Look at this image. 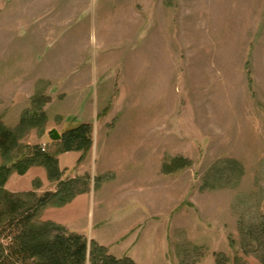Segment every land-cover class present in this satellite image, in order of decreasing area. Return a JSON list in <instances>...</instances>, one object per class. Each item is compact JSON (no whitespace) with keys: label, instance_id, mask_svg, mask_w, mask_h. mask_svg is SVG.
Segmentation results:
<instances>
[{"label":"rangeland","instance_id":"obj_1","mask_svg":"<svg viewBox=\"0 0 264 264\" xmlns=\"http://www.w3.org/2000/svg\"><path fill=\"white\" fill-rule=\"evenodd\" d=\"M248 20L255 31H242ZM212 23L217 27L207 32ZM48 59L105 62L106 77L128 88L125 98L107 103L114 113L97 138V175L90 162L63 174L64 180L83 178L80 190L93 174L97 191L88 207L94 218L78 224L106 243L126 238L114 244L119 254L138 240L140 264H261L247 231L264 224V0H0V66L6 73L0 77V114L19 104L27 106L23 117L45 104L62 135L66 120L55 116L58 95L53 102L45 96L29 101L20 74L26 64ZM20 94L25 100H15ZM22 108L8 114L17 116ZM41 127L26 131L20 144L46 145V153L56 155L61 145L44 141ZM159 128L175 142L166 161L183 155L187 163L174 170L167 214L169 181L152 155L158 149L149 145ZM106 169L117 174L101 176ZM11 177L6 188L15 194L40 198L58 186L48 173L45 186L37 179L30 185V176L21 179L16 172ZM56 209H40L37 219L55 220ZM152 216L159 222L146 220ZM84 236L93 241L90 232ZM0 244H10L7 231Z\"/></svg>","mask_w":264,"mask_h":264},{"label":"trees","instance_id":"obj_2","mask_svg":"<svg viewBox=\"0 0 264 264\" xmlns=\"http://www.w3.org/2000/svg\"><path fill=\"white\" fill-rule=\"evenodd\" d=\"M45 122L46 114L40 110L24 115L16 130L0 123V154L4 162L0 166V233L7 231L10 239L8 246L0 244V264H136L129 257L118 259L110 255L95 241H89L84 235L56 222L37 219L40 209L64 207L89 189V183L85 182L86 187L78 189L83 178L62 180L56 155L20 144L26 131L43 126ZM57 143L61 145L59 153L74 151L87 154L94 144L93 128L78 125L68 129ZM185 161L177 159L173 166L178 165L165 167V172L185 167ZM35 166L44 167L50 181L58 182L54 193L48 192L37 198L34 192L21 195L7 190L6 185L13 172L25 176ZM247 235L260 252V263L264 264V224L252 227Z\"/></svg>","mask_w":264,"mask_h":264},{"label":"crops","instance_id":"obj_3","mask_svg":"<svg viewBox=\"0 0 264 264\" xmlns=\"http://www.w3.org/2000/svg\"><path fill=\"white\" fill-rule=\"evenodd\" d=\"M251 23H252L251 20H248L247 25L243 27L244 29L242 31L244 32L255 31L254 29L251 28ZM213 24L215 23H212V26L211 25L207 26L206 28L207 32L210 31L211 27L212 29L217 27V25H213ZM227 27H231V26L227 25ZM227 30L230 32H240L239 29H237L236 31V29L230 30V28H227ZM77 32H83V31L80 29L77 30ZM95 32H97V30H95ZM91 63L92 62H83L82 64L81 63L70 64L65 62L50 63L48 59L45 62H39V64L34 66L33 64H26L24 66V71L20 72V74L23 73L22 75H24V76L20 75V78L22 76L21 79L23 80V83L27 85L26 88L29 87L28 90L26 89V93L28 91L29 101H31L32 98L34 100L35 97H37L35 98L36 101H41L42 100L41 97L45 96L50 98V100L52 99L53 102L54 96L58 95L57 100L60 103L59 105H57L58 108L55 116L65 118L66 120L65 123L61 126V133L62 130H64L63 132H65L68 129L74 128L78 125H89L93 128L94 144L91 150L87 154H84L82 152H62L56 154L57 159L59 161L60 171L62 173V180H64L63 177L67 172L74 170L75 165L77 163H81V165H84L85 162H90V163L95 162V158L97 157V150H98L97 138L100 137L101 128H102V132H106L105 127L107 129L108 122L111 120L110 118L114 113L112 109L109 110V106H108L109 104L107 103L120 100L121 98H125V96H127L128 94V88L125 83L106 77L107 72L105 71L108 69V66L105 64V62L101 64L94 62H93L94 64ZM12 67L13 66L8 65L6 66V69H11ZM33 67H35L34 69H36V71L33 70ZM3 68L4 67L0 66V77L5 76L6 74L2 70ZM11 74L12 73H10V75ZM16 74H17L16 72L13 73L12 77H16ZM42 83L50 84L51 89L48 92L46 90L44 91V86L42 85ZM55 89H57V92H54ZM40 90L44 92V94L42 93L40 94L39 93ZM14 98L15 100H19V101L22 99L25 100L24 96L21 94L15 96ZM68 99H72V102L67 106V110H62L60 106ZM87 102H93V105L90 103L88 104ZM106 104L107 106L105 107ZM38 107L44 108L43 112L46 114V118H47V121L41 127V129L46 133L42 139L50 143L47 134L49 131L53 130L54 128L58 129V127H54V121L52 119V116L48 113L45 104L39 105ZM16 108L20 109L22 107H20L19 104H13L11 107L12 110ZM26 108L27 106H24L20 110V112L16 113L17 116L8 114L11 113V109L9 108L10 111H7L8 113H4V115L2 113L0 114V122H2L9 129L20 126L22 111L25 110ZM13 117H16V120L13 119ZM99 117H101L100 122L97 121ZM69 118H72L73 122L68 124L67 119ZM12 119L14 120V124H13L14 126L11 125ZM34 129H38V128H32L31 130ZM149 145L150 148L153 146L155 149L156 148L158 149V151H156V156H155V152L152 155L154 158L157 157L155 158V161H157L160 175L169 181L168 185L166 186V191H167L166 205L168 206V208L164 209V214H167V212H169L170 210L169 209L170 202L173 196L172 195L173 192H171V186L173 185L174 191L176 190V182L173 178L176 172L173 171L166 173L165 167L166 166L170 167L177 159H186V158L182 155L179 156L182 158L173 157L171 159V162L170 160L166 161L167 157H171L170 151L171 149L174 148L175 142L171 140H166L165 132L162 131V129L160 128L158 130L156 137L154 138V141ZM166 150L169 151L168 156L164 155L166 153ZM1 165L2 164L0 162V166ZM94 166L96 167L95 163ZM97 170L98 168L96 167L95 168L96 175H97ZM115 173L117 174L115 170L106 169L102 171L101 176L107 174H115ZM28 176H30V178L27 182L30 185H32V181L37 179L41 181V184H43V186H45L48 180L46 170L41 167H33L28 172V175L26 174V176L20 178L25 179ZM11 178L12 177L10 176L7 186H10ZM71 178H74V176L73 177L71 176ZM92 178H93V174L91 173L89 189L77 195L73 199V201L67 204L66 206L57 208L55 211L56 219L51 221L66 227L70 231H74L82 235H84L86 232H90L92 234L93 241H95L100 246L106 248L109 251V253L112 254L113 256L119 259H122L124 257H129L136 264H140L136 258V251H135V248L139 243L138 240H135L132 244H130V246L126 251L119 254L118 253L119 251L117 249L119 246L115 247L114 244L118 242L121 243L122 240L124 241L126 238L121 239V241H115V243H106L104 240L97 237L93 230L90 231L87 224L84 225L78 224L80 220L81 221L87 220L88 217L89 219L94 218L91 217V212H89V207H88L93 197L95 198L97 191L96 187L92 184ZM19 185H21V183ZM146 220L151 222L154 221L159 222V220L154 218L153 216L147 218ZM165 221H167V219H165Z\"/></svg>","mask_w":264,"mask_h":264},{"label":"water","instance_id":"obj_4","mask_svg":"<svg viewBox=\"0 0 264 264\" xmlns=\"http://www.w3.org/2000/svg\"><path fill=\"white\" fill-rule=\"evenodd\" d=\"M48 136L52 142H60L62 140V135L56 129L49 131Z\"/></svg>","mask_w":264,"mask_h":264},{"label":"built area","instance_id":"obj_5","mask_svg":"<svg viewBox=\"0 0 264 264\" xmlns=\"http://www.w3.org/2000/svg\"><path fill=\"white\" fill-rule=\"evenodd\" d=\"M41 151L44 152V153H46L47 152V146L46 145H43L41 147Z\"/></svg>","mask_w":264,"mask_h":264}]
</instances>
